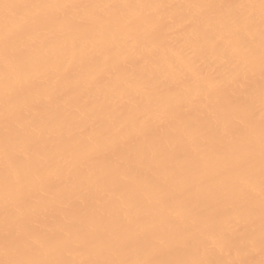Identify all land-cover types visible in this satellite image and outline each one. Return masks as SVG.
<instances>
[{"label": "bare ground", "instance_id": "6f19581e", "mask_svg": "<svg viewBox=\"0 0 264 264\" xmlns=\"http://www.w3.org/2000/svg\"><path fill=\"white\" fill-rule=\"evenodd\" d=\"M260 5L0 0V261L264 264Z\"/></svg>", "mask_w": 264, "mask_h": 264}, {"label": "snow or ice", "instance_id": "6c2138e0", "mask_svg": "<svg viewBox=\"0 0 264 264\" xmlns=\"http://www.w3.org/2000/svg\"><path fill=\"white\" fill-rule=\"evenodd\" d=\"M5 7H17L16 5H5ZM45 8H50L54 10H60L63 11L65 16L67 17L68 13L67 10L71 8H77V7H83L85 9H95L98 7H101L99 5H68V4H54V5H45L43 6ZM102 7L110 8V7H118L113 5H103ZM160 7H165L161 5ZM211 7V6H209ZM244 7V6H241ZM261 17L262 21H264V0H261ZM261 42L262 47H264V26H262L261 29ZM262 69H264V51H262ZM260 166H261V172L264 174V118H262L261 121V129H260ZM253 157V153L251 150L248 152V158L247 160H242L241 163H249ZM16 235L15 230H10L6 233V236L9 239L14 238ZM0 264H65L64 261L60 260H6V261H0ZM85 264H154L152 261H128V260H110V259H104V260H93V261H87ZM160 264H166V262H160Z\"/></svg>", "mask_w": 264, "mask_h": 264}]
</instances>
